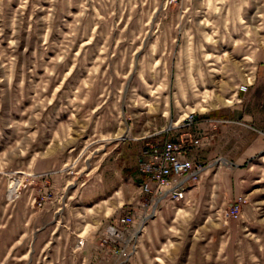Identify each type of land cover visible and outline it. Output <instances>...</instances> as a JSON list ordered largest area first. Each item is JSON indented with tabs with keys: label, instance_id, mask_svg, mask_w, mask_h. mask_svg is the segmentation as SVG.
<instances>
[{
	"label": "rangeland",
	"instance_id": "rangeland-1",
	"mask_svg": "<svg viewBox=\"0 0 264 264\" xmlns=\"http://www.w3.org/2000/svg\"><path fill=\"white\" fill-rule=\"evenodd\" d=\"M261 52L264 0H0V264H264ZM215 113L186 199L141 194L144 143Z\"/></svg>",
	"mask_w": 264,
	"mask_h": 264
},
{
	"label": "built area",
	"instance_id": "built-area-1",
	"mask_svg": "<svg viewBox=\"0 0 264 264\" xmlns=\"http://www.w3.org/2000/svg\"><path fill=\"white\" fill-rule=\"evenodd\" d=\"M184 122L182 127L187 131L191 130L195 124L194 116L185 118ZM190 143L194 147H200L202 140L192 138ZM187 150L188 146L183 138L144 143L139 157V171L145 177V181L140 186V193L149 196L150 200L166 198L173 201L185 200L187 192L194 183H198L204 170L200 162L188 159ZM246 203L245 198L234 202L226 211V218L239 219L242 216V207ZM148 217L149 214L146 218ZM135 225L134 214L119 217L117 223L111 220L103 234L102 246L108 247L113 256L123 258V261L130 260L137 252L138 236L137 233H132Z\"/></svg>",
	"mask_w": 264,
	"mask_h": 264
},
{
	"label": "crops",
	"instance_id": "crops-1",
	"mask_svg": "<svg viewBox=\"0 0 264 264\" xmlns=\"http://www.w3.org/2000/svg\"><path fill=\"white\" fill-rule=\"evenodd\" d=\"M259 59L261 60V62L264 64V52H261ZM222 117H219V113H215L212 116L209 115L208 117H203V118H198L195 121V124L193 126V128L189 131L182 129L179 131L180 134L178 135H174L172 136L171 139H179V138H183L185 139V137L189 136L191 138L194 139H198L201 138L205 141H207V145L210 143L211 139H215L217 137V135H220V133L215 132V130L217 129L216 127H214L215 123L221 119ZM226 118V117H223ZM244 121L242 120L241 122L237 123L240 126H244ZM221 127V126H220ZM222 128V127H221ZM224 128V127H223ZM222 128V131H223ZM229 129H231V127H229ZM161 132H157L154 133L153 135H151L150 137L154 138L160 135ZM188 134V135H187ZM213 134V135H212ZM206 145V146H207ZM188 146V150H187V154L186 156L188 157V159L190 160H195V158H198V154H200V158H206L208 157V153L205 151V148L198 150V148H195L193 146L190 147V144L187 145ZM205 151V153H204ZM141 153V150H139V155ZM139 155L137 156V159H139ZM139 161V160H138ZM137 178L141 180V182H144V178L143 175L140 173L139 171V166L137 167ZM135 199V198H134ZM104 201V199H103ZM133 202H126V201H120V202H116L115 205H113L111 208H109L112 213H116L119 209L124 208L128 205H132ZM137 203H140L139 201H137ZM143 203V202H142ZM133 205H136V203H134ZM107 215V212H106Z\"/></svg>",
	"mask_w": 264,
	"mask_h": 264
},
{
	"label": "trees",
	"instance_id": "trees-1",
	"mask_svg": "<svg viewBox=\"0 0 264 264\" xmlns=\"http://www.w3.org/2000/svg\"><path fill=\"white\" fill-rule=\"evenodd\" d=\"M144 177V176H143ZM144 180H145V178H144Z\"/></svg>",
	"mask_w": 264,
	"mask_h": 264
}]
</instances>
